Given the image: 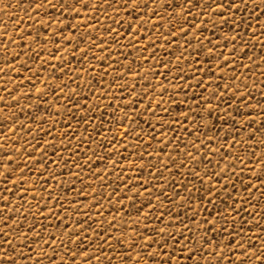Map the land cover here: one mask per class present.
<instances>
[{"label":"snow or ice","instance_id":"obj_1","mask_svg":"<svg viewBox=\"0 0 264 264\" xmlns=\"http://www.w3.org/2000/svg\"><path fill=\"white\" fill-rule=\"evenodd\" d=\"M114 4L116 7H113ZM57 5H59L60 14L69 17L72 14L80 16L83 10L91 9L92 15L85 23L92 21L93 23L89 24V27L92 28L93 33L102 30L107 32L111 38L110 42L101 39L98 44L95 39H92V33L81 32L79 39L73 45L74 49L80 51V60L77 63L81 68H84L83 61L88 60L89 55L91 61L96 63L103 64L109 60H112L114 64L118 63L112 57L109 44L124 47L120 44L123 36L119 32V28L124 25L125 21H116L109 17V9L112 10L113 16L119 15L121 8L129 12L132 20L127 22L128 29H132L137 17H140L135 32L124 33V35L132 36L127 46L131 52L139 53L134 59H139L144 56L145 52L150 51L151 56L146 57L145 62L149 58L156 60L164 67L166 73L171 72L169 67L171 61L164 58L157 59L156 52L152 50L155 49L158 41L163 40L164 43L160 47L161 49L166 47L167 55L171 56L174 54L173 44L180 48L178 41L183 39L184 47L181 51H194L195 55L192 57V64H189L188 59L183 55L176 57L175 67L179 71L173 76V79L178 77L181 81L187 77L182 75L183 68L178 63L179 60L183 59L193 72L196 71L193 65L201 64L204 75L213 77L215 73L212 67H204L201 63L202 55L204 61L208 62H212L215 58L214 64L220 70L226 67L233 68L237 66L236 61L240 60L241 55H247L246 39L242 33H248L247 39H254L258 34L264 36V22H260V16H264V10L259 15L256 14V9L264 5V0H261V5L251 3V6L250 0H57L56 4H53L52 0H47V8L56 10ZM28 7H34L35 11L39 13L45 5L39 0H29ZM145 15L147 20L143 18ZM101 17H108L112 23L117 24V28L113 29L110 25L105 28L101 23ZM152 17H157L158 20L152 24L151 28H148V21ZM197 20H200V24L196 23ZM33 21L39 22L44 32L51 31V36L42 37V33L39 31L34 36L29 35L30 29H24V35L29 37L28 42H24V36H21L20 41H14L8 35L5 40L6 28L4 31H0V47H3L5 53L8 52L7 44H14L16 48H27L28 50L26 59L23 61L18 59L21 53L11 56V60L16 63H9L8 56L5 55L6 69L0 68V73L7 75L8 72H11L20 76L24 71H28L38 77L45 75V68H49L53 74L59 72L60 75H64L66 69L64 56L57 55V53L62 49L67 52V49L63 48L64 43H70L72 39L76 38L71 37V34L65 37L63 28H59L58 31L50 30L43 21H38L35 16ZM49 22H51V17ZM157 23L160 24L161 29H167V36L161 31L153 39L152 29L156 28ZM207 24L211 25L210 29L206 27ZM19 25L20 21H17L14 27H19ZM64 25L67 27L68 22L64 21ZM78 27L79 23L72 25L71 31H77ZM218 28H227V32L221 34L217 31ZM142 29H147V31L139 35L137 40L136 34L141 33ZM206 31L211 32V36L207 38V45L197 36V33L203 34ZM228 32L232 35L229 36ZM217 36L220 38L214 39ZM42 38L45 43L39 46V50H34L31 43H39ZM52 38H58L61 43L55 44L54 49L47 55L41 56L40 51L46 50L47 42ZM193 41H195V46ZM139 42H143V44L141 45ZM238 42L242 45L239 49ZM81 44L84 47H81ZM229 45H231L230 51L225 56L220 49ZM92 49H98L99 52L107 54L98 58L92 53ZM53 57L61 64L59 69L52 64ZM73 59H75L74 53ZM261 59L264 60V57ZM29 60L33 62L38 60L39 68L34 70L29 65ZM249 60L251 61V57ZM94 66V64L89 65L90 68ZM120 67L124 68V65L121 64ZM84 71L87 72L88 69H84ZM132 71V67L129 66L125 75ZM104 74L105 72L102 71L101 76ZM152 74L156 76L158 72L153 71ZM135 75L137 80L142 79L139 72H136ZM261 75H264V72ZM27 79V92L23 91L20 84L10 81L16 84V87L9 89L4 86L2 88V92L7 95L8 100H5V95H0V113H3L0 115V133H4V135H0V141H2L0 143V169H3L0 171V178L4 183V187L0 188V212L3 213L0 215V264H21V262L23 264H187L188 261H191V264H264V224L260 223L261 220H264V204H260V208L257 210L256 205L260 202L254 200L252 196L253 192H258L260 196L264 197V138L257 139V133L260 137H264V104L257 102L256 106L260 109L259 115L262 119L258 122L259 126L255 127L252 125L253 117L248 115V111L256 106L245 102L246 97H250L251 93L246 83L236 82L240 80V77L232 75L229 77L230 83L224 84L222 89L219 83L214 89L211 88V80L203 85L197 80L195 87L208 92V96L200 100L195 111L190 105L189 112L181 114L176 121V128L171 126V122L163 121L159 117L156 118V124L160 125L159 129L151 120H146L145 123L151 130L150 132L148 129L144 130V134L151 137L147 142L144 141L143 135L135 134L136 128L131 126L135 124L136 127H139V114L134 111L133 116L137 119L131 120L130 131L126 129L121 133V137L126 139L128 135H133V139L138 142L137 149H143L136 158L144 160L145 157H148L146 165L148 175L151 177L154 173V178L141 180L138 177L132 179L117 177L119 183L111 189V194L106 195L102 190L106 177L102 176L99 171L93 173V176L101 181L99 185L101 191L98 192L92 184H84L81 181L82 188L76 192V202H80V193L84 187L91 188L92 191L84 195L83 199L87 200L89 196L92 199L90 204H81V209H87V212L83 213V220L76 219L74 222L69 216L68 209L63 206L64 198L59 194L53 197L50 191L47 193L48 199L55 201L52 207H49L47 203L42 204V198L34 196L33 198L37 200L35 213L31 210L30 202L25 201V203H29V207L22 211V205L10 200L12 196L18 197L19 200H25L28 195V188L18 186L28 184V180L24 178L25 172L39 176L42 181L40 191L45 192L50 187L47 185V181H43V173L48 171L47 163L55 164L59 168L61 167L59 160H63L64 165H68L72 156L78 157L79 142L83 140V136H80L76 149L72 150V141L68 139L62 146V152H56L57 145L44 140L45 149L49 146L52 147L53 155L58 159H48L47 150H44L40 152L38 159L32 160L31 164L24 163L21 167V163L31 159L33 152L40 148L39 143L31 142L37 137L33 135V128L28 125L27 121L32 120L36 125L35 131L41 133L42 137L50 135L51 129L55 125L51 124L47 131L44 130L41 125L48 123V120L44 116L37 119L35 112H39L42 105H46L47 112L50 113L53 106L47 103V97L53 95L59 100L61 96H64L63 87L59 85L50 87L47 82L38 81L44 84V87L36 88L32 76ZM145 83L148 84V87L143 88L139 94L135 92L134 87L129 91L128 95L133 97L132 104L138 105L136 96L146 97L149 96L150 91L154 90V85L151 82L145 80ZM125 86H121L122 92ZM64 87H67V84ZM85 87H88L90 92L93 91L88 85ZM103 87L106 85L101 80L96 91L93 92L97 100L102 95L99 88ZM179 87L186 89L192 85L182 83ZM252 87H256L255 83ZM18 88H20L19 92H17ZM58 89L59 94H57ZM14 92H17V96L13 95ZM229 93H231L230 96ZM34 94L35 102H33ZM77 95L79 94L73 89L72 94L65 98V110L68 115H71L73 108L79 110V103L73 104V98ZM185 96L187 98V93ZM114 98L122 100L123 95ZM24 101L28 103L21 106ZM96 107H99V104ZM127 107L128 103H124L123 106L116 105L112 113L113 117H115L116 111H122ZM12 108H16V111H12ZM241 108H244L245 112L242 113ZM33 109L34 111H30ZM156 109H160V104L152 106L150 100L148 106L142 107L143 112L152 113L153 116L156 115ZM88 111H91V108ZM162 111L164 115H168L167 110ZM204 112L208 117L221 113L227 117L222 119L220 127L212 124L210 129L218 135L227 127V131L222 137L228 143L226 151L224 144L207 136V131L201 132V127L207 130L211 124V121L206 122L202 116ZM233 112H235V116ZM20 116H24L25 119L20 120ZM237 117L240 119L237 120ZM129 119L128 114L124 112L119 117V123H124ZM180 119L189 121L196 126L192 131H189L187 126L180 124ZM112 122L115 120L110 121V123ZM238 124L245 131L247 139L241 136V128L237 127ZM101 127H103V123H101ZM166 128L171 132V138L167 140H165V137L168 136ZM177 128H182L183 136L177 131ZM24 130H26L24 135L18 137L14 135V133ZM157 132L160 133L158 139ZM75 135L71 121H68L62 138L75 137ZM189 137L192 139H188ZM229 137H231L230 140ZM10 139L12 144L5 148ZM53 139L56 138L53 137ZM152 140L163 144L156 154H149L147 151ZM17 143L20 144L19 148L15 146ZM181 143H184L183 149L180 147ZM214 143L217 146L210 147ZM169 145L173 146L172 152H175L176 156H173L171 152L165 153L164 149ZM100 146L103 148V140ZM236 146H238V150L233 151V147ZM28 149H32V151H28ZM240 151H243V157L239 154ZM63 152L70 153L69 159H64ZM159 153H163L167 157L166 162L161 163ZM134 154L136 153H128L129 156ZM217 156L219 159L214 164L213 160ZM17 157L20 159L18 160ZM120 159L127 160V157H120ZM99 162H103V157ZM127 162L132 164L131 161ZM220 162H223L222 167ZM72 163L77 169L75 176L79 179L81 164L74 161ZM37 164L40 165V168L34 169V165ZM158 165L159 167H157ZM118 166L123 168V165H119L117 162L111 163L113 170ZM84 167H88V164L85 163ZM173 169L177 174H181V170L185 169L187 177L191 179L185 178L181 185L173 177ZM16 170H19L21 179L12 180V186L7 187L10 182L9 178L15 174ZM89 171L91 172L92 169L89 168ZM104 171H108L107 165ZM69 172L71 174V169ZM165 173H167V177ZM144 174L145 165L141 164L138 175ZM245 175L249 177L247 181L243 179ZM48 179H54L51 172L48 173ZM154 181L159 182V186ZM193 181H196L199 187ZM237 182L240 184L239 187ZM121 185H123L122 188ZM165 186H167L168 192H165ZM30 187L35 191V183ZM72 187L74 188L75 185L73 184ZM234 193L235 195H233ZM113 196L116 197L115 202H113ZM161 196L164 201L168 202L167 204L161 201ZM125 199L128 201L127 204L124 203ZM105 200L110 205L109 211L114 209L116 215L109 220H104L101 213L88 214L93 208H99ZM10 203L16 206L9 207ZM41 204L43 208L47 209V215L41 210ZM245 205L252 211L247 212ZM209 206H211V210H209ZM178 207L184 209L183 215L179 210H176ZM56 208H59L65 216H69L68 221L61 219L55 211ZM125 208L129 209V212L125 214L128 219L120 216ZM132 212L136 214L135 219L131 216ZM81 214V212H77L78 216ZM248 215H251L252 219H247ZM48 216L56 221L51 225L52 228L57 229L55 232L49 230L48 225H41L37 222L40 217L47 219ZM165 216L168 217L167 220ZM257 216H259V220L256 219ZM29 217H33V219L25 225L23 221ZM95 217H99V219ZM118 219L120 220L119 224H117ZM245 226H247V231ZM253 229H257L259 234ZM33 244L36 245L35 248Z\"/></svg>","mask_w":264,"mask_h":264},{"label":"rangeland","instance_id":"obj_2","mask_svg":"<svg viewBox=\"0 0 264 264\" xmlns=\"http://www.w3.org/2000/svg\"><path fill=\"white\" fill-rule=\"evenodd\" d=\"M39 2L43 3L45 7H42L39 13H37L34 7H28L29 0H0V31H4L5 28L7 30L4 39L6 40L7 36L10 35L14 41H20L21 36H24V42H28L29 37L28 35H24V29H30L29 35L34 36L35 33L39 31L42 33V37H50L51 31L44 32L40 23L33 21L34 16L37 17L38 21H43L50 30L56 29L58 31L59 28H63V35L65 37H68L69 34H71V37H75L76 39H72L70 43H64L63 48H66L67 52H64L62 49L61 52L57 53V55L64 56V61L66 64L64 75H60L59 72L53 74L51 69L49 68H45V75H39L38 77L33 76L32 73L28 71H24L20 76H16L11 72H8L7 75H5L4 73H0V95H5L6 101L8 100V97L2 92V88L6 86L11 89L13 87H16V84H20L23 91L27 92V78L29 76H32V80L35 83L36 88H43L44 84L39 83L38 81H45L49 84L50 87H55L57 85L63 87L64 91V96H61L59 100H57L56 96L53 95H49L47 97V103L53 106L52 111L50 113L47 112L46 105H42L41 110L39 112H35L37 119H39L41 116H44L48 120V123L41 125L44 130L47 131L49 125L51 124L55 125V127L51 129L50 135L42 137L41 133H37L35 131L36 125L32 122V120L29 119L27 121L28 125L33 128V135L37 137L36 140H32L31 142L33 144L39 143L40 148L33 152L31 159L24 160L21 163V167H23L24 163L31 164L32 160L38 159L40 157V152L44 150H47L48 159H58L57 156L53 155L52 147L49 146L47 147V149H45V145L43 143L44 140L50 141L52 144H56V152H62V146L64 143H66L68 139H71L72 141V150L76 149L77 142L80 136H83V140L79 142V158L77 156H72L68 165H64L63 160H59V164L61 165V167L59 168H57L55 164L47 163L48 171L43 173V181H47V185H49L50 187H48L45 192L42 193L40 191V183L42 181H40L39 176L29 174L28 172L24 173V178L28 180V184L18 186L28 188V195L25 197V200H19L16 196H12L10 198L11 201H16V203L22 205V211L23 209L29 207V203H25V201L30 202L31 210L33 213L37 211V200L33 198L34 196L42 198V204L47 203L49 207H52L55 201L48 199L47 193L50 191L53 197L59 194L61 197L64 198L63 206L68 209L69 216L71 217V220L73 222L76 219L83 220V213L87 212V209H81V204H90L92 199L91 196H89V198L85 200L83 199V196L90 193L92 189L88 187L83 188V191L80 193L81 199L79 203L76 202V192L77 190L82 188L81 181H83L84 184H92L93 187L97 188L98 192L101 191L99 187L101 181L97 180L93 176V173L99 171L102 176L106 177V180L103 182L104 188L102 189L106 195L111 194V189L119 183L117 177H124L126 179L138 177L141 180H149L150 178H154V173L151 177L148 175V169L146 167L148 157H145L144 160L136 158L137 155L143 151V149H137L136 145L138 142L133 139V135L130 134L126 139H124L121 137V133L124 132L126 129L130 131L129 125L131 124V120L137 119V117L133 116L134 111L139 114V127H136L135 124H132L131 126L136 128L135 134L144 136L145 142L151 139L149 135L144 134V130L148 129V125L145 123L146 120H151L155 127L159 129L160 125L156 124V118L159 117L163 121L171 122V126L173 128H176V121L180 118L181 114L189 112L190 105L195 111L196 105L200 102V100L208 96V92L204 91L202 88L195 87L197 80H199L202 85L208 83V81L211 80V88L214 89L216 87V84L219 83L222 89L224 84L230 83L229 77H231L232 75L238 76L240 77V80L236 82L242 84L246 83L248 85V90L251 93L250 97H246L245 102L253 106H256L257 102H259L260 104H264V75H261V73L264 72V60L261 59V57H264V36L258 34L257 37H255L254 39H247L248 33H242L246 39L247 48L245 50L247 52V55H241L240 60L236 61L237 66L233 68L226 67L223 70H220L214 64L215 58H213L212 62H208L204 61L202 55L201 63L204 67H212V70L215 73L213 77H208L204 75V71L201 67V64H194L193 67L196 69V71L193 72L188 67V65L184 63L183 59L179 60L178 63L183 68L182 75L187 77V79L181 81L178 77L176 79H173V76L179 71L175 67L177 63L176 57L183 55L185 58L188 59L189 64H192V57L195 55L194 51H181L184 47L183 39H180L178 41V43L180 44V48H177L176 45L173 44L172 51L174 54L171 56L167 55L166 47L164 49H161L160 46L164 43L163 40L158 41L155 49L152 50L156 52L157 59L164 58L166 60L171 61V63L169 64L171 72L166 73L164 67L157 63L156 60L149 58L147 59V62H145V58L151 56L150 51L145 52L143 57H140L139 59H134V57L138 56L139 53L131 52V49L127 46L129 40L132 39V36L124 35V33H134L136 27L139 24L140 17H137L136 22L133 23L132 29H128L127 22L132 20V17L129 12H126L123 8H121L119 15L113 16L112 10L109 9V17H112V19H115L116 21H125L124 25L119 28V32L123 36V39L120 40V44L124 45V47H117L116 45L109 44L112 52V57L117 60L118 63L114 64L112 60H109L103 64L96 63L91 61L89 55V59L83 61L84 68H81L80 65L77 63V61L80 60V51L78 49H74L73 47V45L79 39V34L81 32L92 33V39H95L98 44L101 42V39L110 42L111 38L108 36L107 32H103L102 30H98L97 32L93 33L92 28L89 27V24L93 23L92 21H88V23H85V21L88 20V17L92 15L91 9L83 10L80 16H75V14H72V16L69 17L67 15L62 16L60 14L59 5H57L56 10H53L47 8V0H39ZM52 3L56 4L57 0H52ZM251 3L261 5V0H250V6ZM113 7H116V5L114 4ZM262 10H264V5H261V7H258L256 9V14L259 15ZM45 12H47V15H45ZM50 17L51 22H49ZM143 18L146 20L148 19L146 15ZM157 20V17H152L151 20L148 21V28H151L152 24L155 23ZM17 21H20V25L19 27H14ZM64 21L68 22L67 27H65ZM260 22H264V16H260ZM78 23L79 27L77 31H71L72 25H76ZM101 23L104 24L105 28L109 27V25L113 29L117 28V24L112 23L111 20L108 19V17H101ZM196 23L200 24V20H197ZM206 27L210 29L211 25L207 24ZM146 31L147 29H142L141 33L136 34L137 40L139 35L144 34ZM161 31L164 32L165 36H167V29H161L160 24L157 23L156 28L152 29L153 39H155L156 35H158ZM217 31L222 34L227 32V28H218ZM227 34L229 36L232 35V33L230 32H228ZM197 36H199L203 43L207 45V38L211 36V32L206 31L203 34L197 33ZM219 38L220 37L217 36L214 39ZM145 39H147L146 36ZM44 43L45 41L42 38L39 43L32 42L31 46L34 50H39V46ZM59 43H61V41L58 38L49 39L47 42L46 50L40 51V55H47L48 52L54 49L55 44ZM139 43L141 45L143 44V42ZM193 44L195 46V41H193ZM6 46L8 49L7 53L4 52L3 47H0V68L6 69L4 61L5 55L8 56L9 63H16L11 60V56L15 53H21V55L18 57L20 61L26 59V54L28 51L27 48H16L14 44H7ZM81 47H84V45L81 44ZM208 47H211V45H208ZM237 47L239 49L240 47H242V45H240L238 42ZM230 48L231 45L220 50L224 52L225 56H227L228 52L230 51ZM73 53L75 54V59H73ZM92 53H94L98 58L107 54L99 52L98 49H92ZM249 57H251V61L249 60ZM28 63L34 70L39 68L40 66L38 60L35 62L29 60ZM52 64L55 65L57 69L61 67V64L57 62L54 57L52 58ZM90 64H94L95 66L90 68ZM121 64L124 65V68L120 67ZM129 66L132 67L133 71L125 75V72H127V68ZM113 68H115V71H113ZM84 69H88V71L85 72ZM102 71L105 72L103 76H101ZM153 71L158 72V75L153 76ZM136 72H139L142 79H136ZM165 76L167 77L166 79ZM101 80L103 81V84L106 85V87L99 88V91L100 93H102V95H100V99L97 100L93 92L96 91ZM145 80L151 82L154 85V90L150 91L149 96H136L135 98L138 100V105L132 104L131 99H133V97H130L128 95L129 91L134 87L135 92L139 94L143 88L148 87V84L145 83ZM10 81H15L16 84L11 83ZM113 81L115 82L113 83ZM182 83L190 84L192 85V87L182 89L179 87ZM254 83L256 87H252ZM65 84H67V87H64ZM85 85L91 87L93 91L90 92L89 88L85 87ZM121 86H125L123 92L121 91ZM73 89H75L76 92L79 94L73 98V104L78 102L80 107L79 110L73 108L71 115H68L67 111L65 110V98L72 94ZM165 89H167V91H165ZM19 91L20 88L17 89V92ZM17 92H14L13 95L17 96ZM185 93H187V98L185 96ZM57 94H59V89L57 90ZM121 95H123L122 100L114 98H118ZM228 95L230 96L231 93H229ZM149 100L151 101L152 106L157 103L160 104V109L155 110V116H153L152 113L142 111L143 106H148ZM33 102H35V94L33 96ZM24 103L28 102H22L21 106H23ZM124 103H128V107L123 108L122 111H116L115 117H113L112 113L115 109V106L118 104L123 106ZM214 103L215 102L213 101V104ZM237 103H239V101H237ZM97 104H99V107H96ZM221 107L223 108V105H221ZM89 108H91V111H88ZM162 110H167L168 115H164V112ZM12 111H16V108H12ZM30 111H34V109ZM259 111L260 109L258 106L248 111V115L253 117L252 125H254L255 127L259 126L258 122L262 119V117L259 115ZM124 112L128 114V117L130 119L124 121V123H119V117L123 115ZM241 112H245V109L241 108ZM101 113H103V115H101ZM0 115H3V113H0ZM233 115L235 116V112H233ZM202 116L204 117L206 122L211 121V124H209V129L207 130L201 127V132L207 131V136L216 140L220 144H224V150L226 151L228 148V143L223 140L222 137L224 136V132L227 131V127H225L224 131H221L218 135L210 129L212 127V124H215L216 127H220L222 119H226L227 117L224 116L223 113L214 114L213 116L208 117L206 112L202 113ZM19 119L24 120L25 117L20 116ZM239 119L240 117H237V120ZM113 120H115V122L110 123V121ZM68 121H71L72 129L76 135L75 137L62 138V133L67 127ZM77 121H79V124H77ZM101 123H103V127H101ZM180 124L187 126L189 131H192V129L196 126L195 124H192L189 121H183L182 119H180ZM237 127L241 128V136L244 139H247V136L245 134V131L242 129V126L238 124ZM25 131L26 130L14 133V135L17 137L22 136L24 135ZM148 131L150 132L151 130L148 129ZM165 131L168 132V136L165 137V140H167L171 138V132L167 128L165 129ZM177 131L180 132L181 136H183L182 128H177ZM0 135H4V133H0ZM156 135L158 139L160 133L157 132ZM53 137H55L56 139H53ZM105 137H107V139H105ZM237 138L239 139L240 137ZM262 138L264 137H260L259 133H257V139ZM188 139H192V137H189ZM230 139L231 137H229V140ZM102 140L103 148H101L100 146ZM0 143H2V141H0ZM11 144L12 140L10 139L9 143L5 145V148H8ZM15 146L19 148L20 144L17 143ZM216 146L217 145L215 143L210 145V147L212 148H215ZM160 147H163V144H158L157 140H152L151 146L147 148V151L149 154H156ZM172 147V145H169V147L165 148L164 151L165 153L171 152L173 156H176L177 154L175 152H172ZM180 147L181 149H183L184 143H181ZM237 150L238 146L233 147V151ZM256 150L259 151V149ZM28 151H32V149H28ZM93 152H95V155H93ZM129 152H134L136 154L129 156ZM239 154L242 157L244 156L243 151H240ZM194 155L196 154L194 153ZM63 156L64 159H69L70 153L63 152ZM101 157H103L102 163L99 162ZM120 157H127V160L120 159ZM159 158L161 160V163L167 161V157L163 153H159ZM17 159L19 160L20 157H17ZM218 159V156L214 158L213 163L215 164ZM73 161L75 163L81 164V173L79 179H77L75 176L77 169L72 163ZM127 161H131L132 164H128ZM112 162H117L119 165H123V168L118 166L113 170L111 168ZM85 163L88 164V167H84ZM220 163L222 167L223 162ZM141 164L145 165V174L139 176L138 174ZM106 165L108 166L107 172L104 171ZM157 167H159V165ZM209 167L211 168V166ZM36 168H40V165H34V169ZM89 168L92 169L91 172L89 171ZM69 169H71V174L69 172ZM0 171H3V169H0ZM49 172L53 174L54 179H48ZM165 176L167 177V173H165ZM173 177L178 182H180L181 185L183 184L185 178L191 179L190 177H187L185 169L181 170V174H177L173 169ZM19 179H21L20 172L19 170H16L15 174L9 178L10 182L7 187L12 186V180ZM243 179L247 181L249 177L245 175ZM33 183H35V191H33V189L30 187ZM156 183L157 186H159V182ZM193 183L197 184V187H199V184L196 181H193ZM73 184L75 185L74 188L72 187ZM237 186H240L239 182H237ZM3 187V179L0 178V188ZM122 187L123 185H121V188ZM164 190L165 192H168L167 186H165ZM153 191H155V189H153ZM181 195H183V193H181ZM233 195H235V193ZM252 196L254 200H259L260 203L256 205L257 210H259L260 204H264V197L260 196L258 192H253ZM112 199L113 202H115L116 197L113 196ZM160 199L164 204L168 203L167 201H164L163 196H161ZM124 203H128L127 199L124 200ZM42 204L41 210L45 213V215H47V209L43 208ZM71 205L75 206L72 207ZM15 206V204H9V207ZM109 207L110 205L108 201L105 200L102 202V205L99 208H93L91 210V213L88 214L92 215L93 213H101L104 220H109L112 216L116 215L114 209L111 212L109 211ZM116 207H119V205H116ZM245 209L247 210V212L252 211L250 208H248L247 205H245ZM176 210H179L181 212V215L184 214L183 208L178 207ZM209 210H211V206H209ZM55 211L58 213V215H60L61 219L68 221L69 216H65L59 208H56ZM78 211L82 213L80 216L77 215ZM128 212L129 209L125 208L120 213V216H123L125 219H128V216L125 215ZM0 215H3V213L0 212ZM131 216L133 219H135L136 214L132 212ZM95 218L99 219V217ZM246 218L250 220L252 219V216L248 215L246 216ZM32 219L33 217H29L27 220H24L23 223L27 225L31 222ZM165 219L167 220L168 217L165 216ZM256 219L259 220V216H257ZM37 222L41 225H48L49 230L53 232L57 230L56 228L51 227L52 224L56 223V221H54L51 216H48L47 219L40 217ZM119 223L120 220L118 219L117 224ZM260 223L264 224V220H261ZM177 227H179V225H177ZM245 227L247 231V226ZM253 231L259 234L257 229H253ZM33 247L35 248L36 245L33 244ZM21 264H23V262H21ZM187 264H191V261H188Z\"/></svg>","mask_w":264,"mask_h":264}]
</instances>
